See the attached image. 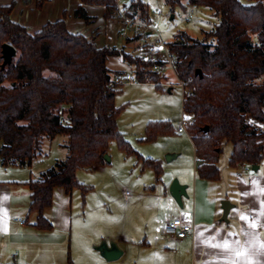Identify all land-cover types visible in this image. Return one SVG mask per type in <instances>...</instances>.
<instances>
[{
    "label": "trees",
    "instance_id": "1",
    "mask_svg": "<svg viewBox=\"0 0 264 264\" xmlns=\"http://www.w3.org/2000/svg\"><path fill=\"white\" fill-rule=\"evenodd\" d=\"M165 1L171 9L208 8L218 18L202 40L181 35L167 44L178 80L191 89L189 96L183 95L182 108L191 116L184 121L197 156V176L219 180L217 163L224 143L232 145L231 167L259 166L264 157V0ZM80 2L75 16L85 22L91 19L83 5L105 7V19L117 16L116 0ZM12 9L0 6V162L3 167L31 166L44 138L67 137L66 159L27 183L29 212L38 215L35 226L48 230L52 224L43 213L52 206L55 189L71 194L79 188L84 194L87 189L78 182L77 172L101 167L113 141L122 151L133 152L118 130L121 108L114 103L116 88L108 87L113 74L108 59L121 56L135 66L141 80L149 76L157 82L159 76L151 71L150 61L115 48H98L94 37L69 33L65 19L31 35L11 21ZM146 15L142 2L128 5L129 17L142 20ZM4 44L14 47L16 56L2 67ZM198 69L201 76L195 74ZM248 118L258 125L248 123ZM171 131L168 122H150L141 140L153 141ZM140 160L159 181V161Z\"/></svg>",
    "mask_w": 264,
    "mask_h": 264
},
{
    "label": "rangeland",
    "instance_id": "2",
    "mask_svg": "<svg viewBox=\"0 0 264 264\" xmlns=\"http://www.w3.org/2000/svg\"><path fill=\"white\" fill-rule=\"evenodd\" d=\"M128 1L123 0L122 4ZM138 1L145 5L147 12L146 17H141L142 20H139L153 25L155 33L165 44L176 41L181 35L202 40L218 22V18L208 8L199 7L194 17L187 22V15L190 11L187 5L184 8L176 6L171 9L165 0ZM242 1L252 2V0ZM155 14H160V16L156 18ZM131 49L134 50V46ZM136 49V54L131 50L126 53L140 58L139 44L135 45ZM121 64L124 66L122 67ZM108 66L110 69L123 70L124 73H135V66L123 58L112 57ZM166 72L163 75L158 74L157 83L161 90L156 86L145 84L124 85L116 88L114 103L116 107L121 108L117 120L118 130L133 152L122 151L113 141L109 145L107 154L110 158L109 162L105 161L95 170L77 172L78 182L87 191L83 194L77 188L72 192L73 229L72 233L68 232L66 235L67 249L73 261L72 264H110L100 262L99 248L126 247L129 243L132 244V253L127 258L124 257L121 264H138L141 243L148 242L153 234L157 233L155 232L157 229L161 230L166 218H175L179 214L183 219L190 218L187 206L179 207L171 197L169 189L165 190L157 184L154 170L145 167L143 160H140L141 158L159 161L163 170L162 178L166 184L174 174H178V171L190 172L193 164V144L189 134L187 132L177 133L179 124L185 119L191 120V117L183 112V93L182 88L175 85L180 82L175 69L169 68ZM166 86H171L172 90L168 92ZM150 122H168L172 131L158 136L153 141H142ZM248 123H253L254 127L258 125L249 118ZM67 140L65 136H56L53 139L44 138L32 161L31 168L21 170L23 173L21 178L32 174V180H38L42 172L64 161L68 155ZM0 145H2L1 141ZM231 148L230 143H224L220 154V161L225 162V169L221 166L224 179L221 187L224 189L226 188V176L231 172L227 164ZM260 167L258 173L249 166L247 169L252 175L263 173L264 157ZM6 171L9 170L0 167V178H7L4 180L13 178ZM240 171L244 170L240 169L237 172ZM240 173L238 175H241ZM158 195L162 198H156ZM157 221H160V224H157ZM160 235L158 234V237ZM56 247L61 249L56 256L63 258V262H66L68 251L64 253L62 247ZM40 262L35 264H46Z\"/></svg>",
    "mask_w": 264,
    "mask_h": 264
},
{
    "label": "crops",
    "instance_id": "3",
    "mask_svg": "<svg viewBox=\"0 0 264 264\" xmlns=\"http://www.w3.org/2000/svg\"><path fill=\"white\" fill-rule=\"evenodd\" d=\"M9 5L13 6L11 21L26 28L31 35L41 31L47 23L65 19L69 33L94 37L98 48L110 47L124 53L129 50L137 53V43L122 39L119 36L120 25L114 19H105V7L83 5L91 19L85 22L75 16V11L82 6L80 0H0V6ZM133 46L134 50L131 49ZM110 59L112 58L108 59L107 66ZM110 71L113 74L124 73L117 69ZM171 90L172 88H168V92ZM193 152L190 172L178 171L167 184L162 176L159 181L155 180L165 190L169 189L172 179L187 186V197L182 198V207L187 206L190 218L182 219L192 226V232L183 240L165 236L163 229L167 221L172 219L166 218L161 230L157 229V233L148 242L141 243L138 264H264V172L252 175L246 171L247 165L231 167V148L227 159L231 172L229 177L226 176L224 189L221 187L224 184L221 166L225 169V162L220 161L221 155L217 163L219 180L209 181L197 176L194 146ZM0 167L9 170L6 172L13 176L9 180L0 178V264H35L38 261L46 264H72L66 235L68 232L72 233L73 229V191L67 194L62 188L54 190L52 206L43 213L52 228L41 230L35 226L37 213L29 212L31 200L27 183L32 180V174L21 178V170L31 166L3 167L0 162ZM258 167L257 173L261 168L260 165ZM240 169L244 171L237 172ZM156 198L162 196L158 195ZM223 201H228L231 205L226 220L222 219ZM176 217H181V214ZM16 220H21L22 223ZM158 234L161 235L158 237ZM56 246L62 247L64 253L68 251L66 262L56 256L61 251ZM118 247L123 252L118 262H106L102 256L100 262L121 264V260L132 253L130 243L126 247ZM143 261L145 262L141 263Z\"/></svg>",
    "mask_w": 264,
    "mask_h": 264
},
{
    "label": "built area",
    "instance_id": "4",
    "mask_svg": "<svg viewBox=\"0 0 264 264\" xmlns=\"http://www.w3.org/2000/svg\"><path fill=\"white\" fill-rule=\"evenodd\" d=\"M134 0H129L128 3L122 4L123 0H116L118 13L114 20L120 25L119 36L122 39L137 38L136 43L139 44L138 51L141 58L153 63L151 71L163 75L167 73V69H175V58L171 55L168 45L163 43L159 36L155 33L153 25L149 22L143 23L139 19H133L128 16V5ZM199 7L194 5L190 7L189 14L186 21L194 17V13ZM160 14H155L158 18ZM181 41L185 42L184 39ZM153 85L158 86L157 82L151 80L149 76H146L144 80L139 79L135 73H116L112 74L108 87L115 89L124 85ZM182 88L184 96L191 94V89L188 82H179L175 84ZM166 88H172L166 86ZM186 122L183 120L177 128L178 133H183L186 130ZM264 132V127H262ZM248 171V170H246ZM18 223H22L21 220H16ZM192 232V226L185 222L181 217L172 218L167 221L163 234L169 238L175 240H183L186 236Z\"/></svg>",
    "mask_w": 264,
    "mask_h": 264
},
{
    "label": "water",
    "instance_id": "5",
    "mask_svg": "<svg viewBox=\"0 0 264 264\" xmlns=\"http://www.w3.org/2000/svg\"><path fill=\"white\" fill-rule=\"evenodd\" d=\"M2 54V67H5L6 65L10 64L13 60V58L16 56V50L14 47L8 44L2 45L1 49ZM195 74L197 76H201V71L198 69L196 70ZM204 131H208V127L204 128ZM104 161L109 162L110 158L108 155L104 156ZM258 166H252L251 169L254 172L258 171ZM187 186L180 184V182L177 179H174L172 183L169 186V193L171 197L175 200V202L178 204L179 207H182V198L187 197L186 193ZM223 215L222 219L226 220L228 212L230 210V203L228 201H223L221 204ZM100 255L105 259L106 262H114L117 261L122 256V251L117 247H101L99 248Z\"/></svg>",
    "mask_w": 264,
    "mask_h": 264
},
{
    "label": "snow or ice",
    "instance_id": "6",
    "mask_svg": "<svg viewBox=\"0 0 264 264\" xmlns=\"http://www.w3.org/2000/svg\"><path fill=\"white\" fill-rule=\"evenodd\" d=\"M253 227H255V225H253ZM225 247H227V245H225Z\"/></svg>",
    "mask_w": 264,
    "mask_h": 264
}]
</instances>
